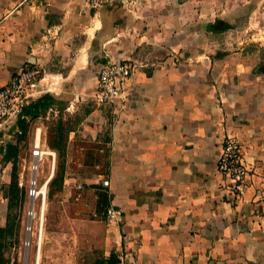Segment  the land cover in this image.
<instances>
[{"label":"crops","instance_id":"1","mask_svg":"<svg viewBox=\"0 0 264 264\" xmlns=\"http://www.w3.org/2000/svg\"><path fill=\"white\" fill-rule=\"evenodd\" d=\"M188 2L114 0L92 9L84 0H0V86L20 68L39 66L41 91L28 103L54 99L37 116L20 115L24 134L20 116L0 134V225L25 139L30 153L37 131L55 155L43 119L59 107L83 108L105 160L98 170L68 167L61 181L64 192L94 196L104 208L92 218L105 245L99 262L264 264V38L250 36L258 3L246 0L249 20L242 19L246 2L233 3L226 36L210 29L204 7L193 13ZM107 58L138 66L122 101L96 104L91 95ZM226 135L241 144L249 172L240 198L229 195L217 169ZM109 204L121 211L119 224L107 221Z\"/></svg>","mask_w":264,"mask_h":264},{"label":"rangeland","instance_id":"2","mask_svg":"<svg viewBox=\"0 0 264 264\" xmlns=\"http://www.w3.org/2000/svg\"><path fill=\"white\" fill-rule=\"evenodd\" d=\"M181 4L184 0H178ZM188 5H192V12H200L202 7L207 11L205 18H213V22L209 24L213 31H221L222 35H233V29L229 28L227 19L231 17L233 3H240L246 0H188ZM257 1L258 9L256 15L252 14L253 27L250 36L253 38H264V28L260 27V22L264 21V0ZM250 2V4H254ZM249 3L246 2L245 8H242V19L249 20ZM251 7V6H250ZM190 10V6H187ZM184 9L182 10V12ZM190 12V11H189ZM183 13V17L190 16ZM195 16V15H194ZM202 17V16H201ZM203 18V17H202ZM224 20V21H221ZM229 20V19H228ZM259 25V26H258ZM249 35V33L247 34ZM75 111L72 108L70 111L62 110L59 107L57 112H52L50 118L43 119V138L53 146L56 145L57 151L53 156L47 154L40 164L38 173L39 182H43L52 172L46 182V199L43 220V233L40 247L39 264H101L99 260L104 258L105 245L102 244L100 237L96 236L98 228L92 218H97V215L104 214V208H99L95 201H90V198L84 197L83 200H78L77 188L75 192H64L62 185V175L64 169L69 167L70 171H88L98 170L101 168L102 162L105 160V150H98L97 147L101 143L97 138L88 133V123L84 118L85 110ZM76 112V113H75ZM74 130L75 135L72 137V146L68 150V135ZM25 153L21 158L17 157L13 162L12 167H15L17 172V192L10 197L8 193L7 205L11 203L9 210L12 213H17L16 225L13 233L10 236V243L4 250V256L8 259V264H34L36 251V236L31 233L30 245L25 244L26 230L25 223V201L26 189L24 185H20V176H25L27 173V165L30 159L28 153L29 142L25 139ZM70 145V143H69ZM30 151V150H29ZM98 164V165H97ZM54 181L50 183L51 179ZM86 187V186H85ZM88 189V188H87ZM21 190L24 192L23 202H18ZM8 211V207H7ZM7 214V212H6ZM91 217V219H89ZM6 217L3 220L4 225ZM98 226V225H97Z\"/></svg>","mask_w":264,"mask_h":264},{"label":"built area","instance_id":"3","mask_svg":"<svg viewBox=\"0 0 264 264\" xmlns=\"http://www.w3.org/2000/svg\"><path fill=\"white\" fill-rule=\"evenodd\" d=\"M114 0H84L92 9L112 3ZM138 66L135 59H111L100 62L92 99L96 104L115 103L122 101L128 80ZM44 75V69L39 66L28 65L15 71L6 83L0 86V134L7 133L14 127L15 120L22 114V109L31 96L41 91L39 83ZM31 147L27 174L20 176L19 183L26 189L25 244L30 245L31 233L36 236V251L34 263L38 264L40 241H42L43 220L46 199V183L39 182L40 164L47 154L54 153L42 147L39 134L36 131ZM217 169L227 180L226 188L229 195L240 198L248 188V168L243 160V150L239 141L232 135H226L217 159ZM47 182V181H46ZM101 182L109 185V178H102ZM108 222L119 224L122 220L121 211L109 204L105 208ZM120 264H125L124 258H119ZM26 264V260L24 262Z\"/></svg>","mask_w":264,"mask_h":264},{"label":"trees","instance_id":"4","mask_svg":"<svg viewBox=\"0 0 264 264\" xmlns=\"http://www.w3.org/2000/svg\"><path fill=\"white\" fill-rule=\"evenodd\" d=\"M53 101L54 99L52 97H43L37 101L29 102L24 105L21 115L30 113L31 116H37L41 110L48 108L52 104ZM23 117L24 116H20L18 118L19 126L22 131V134H24L26 131V119ZM16 179H17V172L15 170V167H12L11 173H10V181H9V195L11 198H13V196L16 195L14 194L17 192L15 189H18ZM53 181H54V178L51 179L49 184H51ZM23 195H24V192L21 190V193L19 197L17 198L18 202L20 203L23 202L24 200ZM10 205L11 203L9 204L8 202L6 223L4 225H0V264H8V259L4 256V250L10 243H12L10 241V236L13 233L14 227L16 225V220H17V213H12L9 210ZM101 264L103 263L101 262Z\"/></svg>","mask_w":264,"mask_h":264},{"label":"bare ground","instance_id":"5","mask_svg":"<svg viewBox=\"0 0 264 264\" xmlns=\"http://www.w3.org/2000/svg\"><path fill=\"white\" fill-rule=\"evenodd\" d=\"M52 173V172H51ZM51 173H50V175H51ZM50 175L43 181V182H45L46 183V181L49 179V177H50ZM40 247H41V241H40ZM39 256H40V252H39ZM38 260H39V257H38ZM35 264V263H34ZM38 264H39V261H38Z\"/></svg>","mask_w":264,"mask_h":264},{"label":"flooded vegetation","instance_id":"6","mask_svg":"<svg viewBox=\"0 0 264 264\" xmlns=\"http://www.w3.org/2000/svg\"><path fill=\"white\" fill-rule=\"evenodd\" d=\"M222 21V20H221Z\"/></svg>","mask_w":264,"mask_h":264}]
</instances>
